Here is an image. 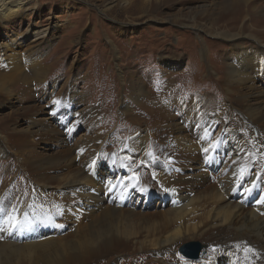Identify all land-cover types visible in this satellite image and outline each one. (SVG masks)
<instances>
[{
    "label": "bare ground",
    "instance_id": "bare-ground-1",
    "mask_svg": "<svg viewBox=\"0 0 264 264\" xmlns=\"http://www.w3.org/2000/svg\"><path fill=\"white\" fill-rule=\"evenodd\" d=\"M28 1L0 0V24L6 26L10 19L26 10ZM106 1L112 4L116 0ZM213 5L212 1H202L194 16L210 15L215 10ZM192 27L197 28L195 24ZM197 30L203 29L198 27ZM43 34V30L29 29L11 42L13 46L37 42ZM244 37L246 35L234 33L225 35L231 41ZM250 39L259 45L237 47L232 55L235 58L217 73L222 99L205 96L186 102L144 92L142 80L132 85L131 90L139 98L135 99L134 106L128 104L121 110L131 117L128 129L136 132L123 145L126 144L124 148L131 154L133 148L136 154H141L137 171L124 167V154L110 155L105 150L106 138L99 136L80 141L74 149L62 148L51 159L31 160L28 147L37 142L36 133L57 136L60 132L50 127L47 123L50 118L46 116L25 119L26 126L22 130H17L19 124L11 119L12 131L4 136L0 134L4 142L0 140V154L5 156L12 151L20 162L32 161L28 170L34 171L35 183L39 184V188L32 191L37 193L32 200L24 199L19 209L15 206L16 215H24L20 221L22 226H27L26 237L33 240L50 232L61 233L69 225H75L70 227L75 230L71 229L73 232L69 234L72 240L65 242L51 237L54 234L35 242H19L22 234L16 232L22 226L11 232L0 231V264L6 263H3L2 253L15 255L21 249L31 250L28 258L32 264H83L129 248L168 253L186 241L196 240L201 243L200 253L203 251L197 260L168 256L164 264H264V202H261L264 200V41ZM41 42L48 44V41ZM14 54L8 59L14 72L0 74V96L7 99L17 88L33 84L38 88L47 80L45 65L38 61V54L28 59L29 65L22 66L21 60H12L17 56ZM0 60L4 68L7 56L3 54ZM74 97L66 95L63 101H53L51 97L53 103L47 102V107L38 111L53 115L61 103L64 120L70 123L67 136L75 129V122L82 118H74L79 114L76 110L79 104ZM136 110L142 114L141 119ZM235 111L240 112L245 121L234 117ZM145 116L149 120L143 123ZM216 128L218 135L213 136ZM150 141H155L156 147ZM157 144L164 148L159 159L153 156L160 150ZM145 165L152 169H145ZM67 168L74 171L62 178L56 176ZM152 181L171 198V207L159 222L156 221L162 218L160 213L143 212L140 207L141 195L148 193ZM2 206L0 202V209ZM78 207L85 212L77 211ZM102 208L105 210L101 216L106 223L80 225L79 215L88 216ZM54 210L61 216L49 215V211ZM60 217L64 221L57 225ZM141 223L144 228L140 230Z\"/></svg>",
    "mask_w": 264,
    "mask_h": 264
},
{
    "label": "rangeland",
    "instance_id": "rangeland-1",
    "mask_svg": "<svg viewBox=\"0 0 264 264\" xmlns=\"http://www.w3.org/2000/svg\"><path fill=\"white\" fill-rule=\"evenodd\" d=\"M202 1L204 0H145L139 3L137 0H116L107 4L106 0H29L26 10L10 19L6 26L0 24V58L3 54L7 56V61L4 60L7 65L4 68L0 66V74L14 72V66L8 60L14 53L17 56L12 60H21V63L17 61L20 66L29 65L28 59H33L38 54V61L45 65V73L47 72V80L44 82L46 86L42 87L43 84L37 88L33 84L29 85V89L27 86L17 88L8 99L0 96V134L4 136L12 131L13 119L19 124L17 130H22L26 126L25 119L46 116L50 118L47 121L50 127L60 133L57 136L53 133H36L34 137L38 143L33 142L28 147L31 160H44L43 157L51 159L62 148L74 149L81 142L99 136L106 138L105 150L110 155L124 154V167L137 171L140 169L141 154H136L134 148L131 154L124 148L126 144L123 145L136 132L128 129L131 117L124 115L122 111L128 104L134 106L137 101L135 99L139 98L131 90L132 85L137 80H142L144 92L151 91L154 95H166L186 102L205 96L219 100L223 95L216 79L222 66L235 58L232 55L234 56L233 52H236L237 47L259 45L251 37L264 41V0H209L214 2L215 10L210 15L194 16ZM193 24L204 31L192 27ZM29 29L43 30L44 36L37 42L28 41L13 46L11 40L22 36L21 33ZM233 33L246 37L233 41L225 38V35ZM41 41H48V44H42ZM173 60L178 64H173ZM66 95L68 98L75 95L73 100L78 101L76 110L79 114L74 118L82 117L75 122V129L70 132V136H67L70 123L64 120V108L60 110L61 103L53 115L38 113L41 107H47L49 101L53 103L51 97L53 101H63L62 98ZM32 96L34 97L30 98ZM35 109H38L36 113ZM137 116L142 118V114L138 113ZM236 116L245 121L240 112L235 111L234 117ZM142 120L145 123L149 118L145 116ZM142 126L146 127L145 124ZM247 126L252 130L249 122ZM101 128L106 130L102 131ZM212 134L218 135L217 128ZM0 140L4 143L2 137ZM150 144L156 147L155 141H150ZM157 146L160 150L154 152L153 156L159 159L162 158L164 148L160 144ZM12 153L11 151L5 156L0 154V202L3 203L2 209L8 211L15 206L21 208L19 204L26 198L32 200L37 194L32 193L33 189L39 188V184L35 183L34 171L28 170L32 161L27 164L20 162L16 154ZM145 166L149 171L152 169L150 165ZM104 167L101 165V169ZM21 168H25L24 171ZM73 171L67 168L56 176L62 178ZM156 186L155 181L150 182L148 193L141 195L140 207L143 212L160 213L162 218L156 221L159 222L164 220L163 215L171 207V198ZM259 192L260 190L255 197ZM136 202L135 199L134 204ZM76 210L85 212L81 207ZM103 210L105 208L91 215L87 214L88 216L86 213L81 214L77 220L81 226L106 223L107 220L101 216ZM55 211L57 210L49 211V215L53 218L61 216L59 211ZM23 216L18 218L21 220ZM63 219L60 217L57 225ZM72 226L75 227L69 225L61 233L50 232L41 238L28 240L25 232L27 226L23 225L16 232L22 235L19 239L15 238L19 242H35L54 234L51 237L65 242L72 240L69 235L75 230L70 228ZM139 227L140 230L144 228V223ZM187 242L189 241L184 243ZM194 242L201 244L197 240ZM181 245L168 253L133 248L118 250L83 264H164L168 256L195 261L203 253L199 251L197 258H188L179 251ZM7 253H2L5 264H32L28 258L31 254L29 249L17 250L15 255L8 253V257Z\"/></svg>",
    "mask_w": 264,
    "mask_h": 264
},
{
    "label": "snow or ice",
    "instance_id": "snow-or-ice-1",
    "mask_svg": "<svg viewBox=\"0 0 264 264\" xmlns=\"http://www.w3.org/2000/svg\"><path fill=\"white\" fill-rule=\"evenodd\" d=\"M58 103V102H57ZM246 191H250L246 189ZM261 202H264L262 200ZM18 209L13 207L10 211L0 209V231H13L22 226V223L18 216L16 215Z\"/></svg>",
    "mask_w": 264,
    "mask_h": 264
},
{
    "label": "water",
    "instance_id": "water-1",
    "mask_svg": "<svg viewBox=\"0 0 264 264\" xmlns=\"http://www.w3.org/2000/svg\"><path fill=\"white\" fill-rule=\"evenodd\" d=\"M201 245L198 242H187L183 244L179 251L188 258H195L198 256Z\"/></svg>",
    "mask_w": 264,
    "mask_h": 264
}]
</instances>
